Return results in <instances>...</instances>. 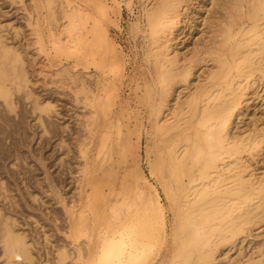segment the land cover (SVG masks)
Returning <instances> with one entry per match:
<instances>
[{
    "label": "bare ground",
    "instance_id": "1",
    "mask_svg": "<svg viewBox=\"0 0 264 264\" xmlns=\"http://www.w3.org/2000/svg\"><path fill=\"white\" fill-rule=\"evenodd\" d=\"M11 2L27 32L0 18L1 104L12 114L15 98L30 105L44 135L56 107L38 83L68 90L86 112L77 199L62 201L73 251L57 250L53 264L264 262V0ZM138 5L130 35L143 36L146 52L131 78L141 108L133 118L121 102L127 56L112 30L121 33L123 8L134 15ZM0 260L36 261L2 207Z\"/></svg>",
    "mask_w": 264,
    "mask_h": 264
},
{
    "label": "rangeland",
    "instance_id": "2",
    "mask_svg": "<svg viewBox=\"0 0 264 264\" xmlns=\"http://www.w3.org/2000/svg\"><path fill=\"white\" fill-rule=\"evenodd\" d=\"M123 9L122 32L112 30V35L127 56V79L121 93V102L135 118L141 108H137L135 104L132 91L134 82L131 78L141 75L146 47L143 36L132 39L130 24L135 23L141 16L142 7L138 5L134 15L125 7ZM205 16V11L201 12L198 18H193L194 23L198 24ZM0 18L11 21L27 32L24 15L18 3L0 0ZM198 31L199 28H194L192 35H189L190 31L187 30L188 44L199 36ZM36 91L51 100L56 107L50 119L44 117L49 135H44L43 130L34 121L36 115H32L30 105L15 98L17 109L16 113L12 114L0 102V182H4L9 196L7 200L4 199L0 189V207L6 214L18 220L21 228L34 243V264H53L57 250L66 248L70 252L73 251L70 240L65 236L68 224L62 201L71 202L77 199V184L73 173L82 163L78 146L84 130L79 125L83 124L80 119L86 112L73 103V96L68 90H57L51 86L45 88L42 83H38ZM130 101L132 102L127 107ZM263 110L264 107L261 112ZM141 118L144 119L142 166L149 176L145 147L151 127L144 114ZM139 123L138 121L135 124ZM62 139H65V144L61 143ZM34 196H37V201L33 200ZM169 219L171 220V215ZM45 235L49 240L47 244Z\"/></svg>",
    "mask_w": 264,
    "mask_h": 264
}]
</instances>
